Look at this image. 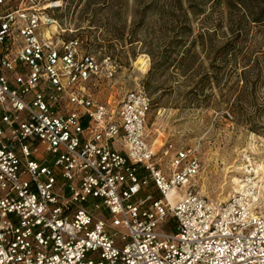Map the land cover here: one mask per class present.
I'll use <instances>...</instances> for the list:
<instances>
[{
	"label": "built area",
	"instance_id": "2783aa9c",
	"mask_svg": "<svg viewBox=\"0 0 264 264\" xmlns=\"http://www.w3.org/2000/svg\"><path fill=\"white\" fill-rule=\"evenodd\" d=\"M61 7L0 0V264H264V165L244 151L226 201L201 195L195 151L153 149L144 87L96 98L112 65Z\"/></svg>",
	"mask_w": 264,
	"mask_h": 264
},
{
	"label": "rangeland",
	"instance_id": "374dc122",
	"mask_svg": "<svg viewBox=\"0 0 264 264\" xmlns=\"http://www.w3.org/2000/svg\"><path fill=\"white\" fill-rule=\"evenodd\" d=\"M61 1L56 16L75 32L65 39L112 65L96 98L114 108L144 87L153 149L195 151L201 195L226 201L244 151L264 165V0Z\"/></svg>",
	"mask_w": 264,
	"mask_h": 264
},
{
	"label": "bare ground",
	"instance_id": "6f19581e",
	"mask_svg": "<svg viewBox=\"0 0 264 264\" xmlns=\"http://www.w3.org/2000/svg\"><path fill=\"white\" fill-rule=\"evenodd\" d=\"M138 61H139L140 64H142V61H141L140 58L138 59ZM137 65H138V64H137ZM135 67H136V66H135ZM139 67H140V66H139ZM262 169H264V168H262Z\"/></svg>",
	"mask_w": 264,
	"mask_h": 264
},
{
	"label": "trees",
	"instance_id": "16d2710c",
	"mask_svg": "<svg viewBox=\"0 0 264 264\" xmlns=\"http://www.w3.org/2000/svg\"><path fill=\"white\" fill-rule=\"evenodd\" d=\"M239 2H244L245 0H238Z\"/></svg>",
	"mask_w": 264,
	"mask_h": 264
}]
</instances>
